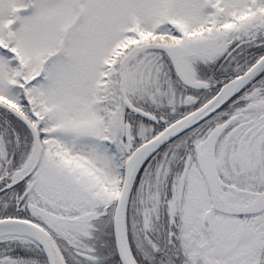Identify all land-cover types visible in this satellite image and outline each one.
<instances>
[{
    "label": "snow or ice",
    "instance_id": "obj_1",
    "mask_svg": "<svg viewBox=\"0 0 264 264\" xmlns=\"http://www.w3.org/2000/svg\"><path fill=\"white\" fill-rule=\"evenodd\" d=\"M0 264H264V0H0Z\"/></svg>",
    "mask_w": 264,
    "mask_h": 264
}]
</instances>
